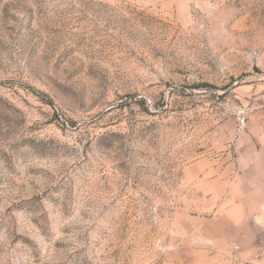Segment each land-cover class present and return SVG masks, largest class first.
Wrapping results in <instances>:
<instances>
[{
  "label": "rangeland",
  "instance_id": "1",
  "mask_svg": "<svg viewBox=\"0 0 264 264\" xmlns=\"http://www.w3.org/2000/svg\"><path fill=\"white\" fill-rule=\"evenodd\" d=\"M0 264H264V0H0Z\"/></svg>",
  "mask_w": 264,
  "mask_h": 264
}]
</instances>
